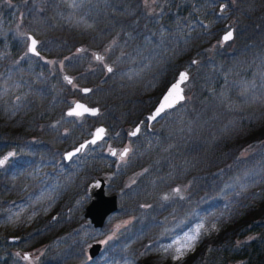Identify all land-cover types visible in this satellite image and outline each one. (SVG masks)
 I'll return each instance as SVG.
<instances>
[{
	"label": "trees",
	"instance_id": "1",
	"mask_svg": "<svg viewBox=\"0 0 264 264\" xmlns=\"http://www.w3.org/2000/svg\"><path fill=\"white\" fill-rule=\"evenodd\" d=\"M152 3L0 0V157L12 150L0 165V264H195L210 233L182 258L165 244L211 212L239 225L264 209V0ZM28 32L38 54L27 50ZM180 68L184 99L148 122ZM74 98L98 112L66 113ZM137 121L124 158L103 150ZM96 123L104 138L65 159ZM97 175L117 198L101 225L83 215ZM179 183L183 194L167 193ZM109 215L130 218L108 233ZM10 245L40 250L28 263Z\"/></svg>",
	"mask_w": 264,
	"mask_h": 264
},
{
	"label": "water",
	"instance_id": "2",
	"mask_svg": "<svg viewBox=\"0 0 264 264\" xmlns=\"http://www.w3.org/2000/svg\"><path fill=\"white\" fill-rule=\"evenodd\" d=\"M229 32H231L233 35L232 26H229L228 28H226L224 31L221 32L220 38L222 41L225 40L224 37ZM32 40H35L37 42V38L31 32H28L27 33L26 47H27V50L29 52H32V51H30ZM37 52H38V50L36 47L35 53H37ZM106 67L110 68V65L107 64ZM182 73L186 74L187 78H188V71L185 68H180L178 70V72L176 73V76L167 84V86L164 88L162 93L159 95L154 106L146 113V117H147L148 122H150L152 120L151 117L156 114L157 110L160 109L162 105H164L166 103H171L175 99V95L172 97L168 96L170 90L173 89L174 85L179 84L180 89H182V92L180 94L183 95V97H185L184 82L187 79L185 81L181 82L180 77H181ZM64 77L66 78V80L68 82H69V80L70 81L72 80V77L69 74H64ZM88 89H89V86H87V85L81 86L82 91H86ZM166 97H168L167 101L165 99ZM178 101H180V100H176V102L173 103L172 106H174ZM77 105H82L83 108H77ZM84 108H87L90 111L86 112V111H84ZM168 108H170V107H165L164 110L168 109ZM92 110H95V113H96L98 111V106L96 104H88L87 102H85L84 100L79 99V98L73 99L71 104L65 108L66 113H72V114H76V113L81 114L84 112L93 114ZM137 128H138V123H136L133 126V128L130 132L131 133L136 132ZM99 129H103L104 131H103V133L98 135ZM104 133H105V126L102 123L95 124L91 130V133L87 137L83 138L82 140L77 142L75 145H73V146H71V147H69L63 151L64 158L68 159L71 155L78 152L77 149L81 150L87 142H92L93 140L96 141V140L100 139L104 135ZM82 145H83V147H81ZM127 147H128L127 145L121 147L118 150V153L119 154L125 153ZM115 151H116L115 146H110L107 149V152L110 154H113V152H115ZM104 184H105L104 176L98 175V176H95L94 178L90 179L86 185V190H87L89 198H88V201L86 202V204L84 205L83 215L88 217L89 220L94 225H101L103 223L105 217L107 216V214L109 212H111L112 210H114L117 206L116 194L114 192H112V193L106 192L105 188H104ZM53 217H54V214H53ZM8 238L10 240H17L19 238V236L18 235H9ZM101 244H102L101 240H93L90 243H88L87 247H86L88 254L90 256L95 255L99 251ZM23 253H24V255H27L29 253V251H24ZM140 264H156V263L150 259H144L140 262Z\"/></svg>",
	"mask_w": 264,
	"mask_h": 264
},
{
	"label": "flooded vegetation",
	"instance_id": "3",
	"mask_svg": "<svg viewBox=\"0 0 264 264\" xmlns=\"http://www.w3.org/2000/svg\"><path fill=\"white\" fill-rule=\"evenodd\" d=\"M98 58L102 59L103 55H99ZM137 122L139 123L137 128L139 131L141 122ZM136 123L125 126V139L120 144H115L117 149L127 145L128 147L125 151L126 155L131 147L129 136H134L130 131ZM138 131L136 130V134ZM107 143L110 142L108 139H105L103 142V150L104 146L112 145L111 143ZM9 154H12V150L6 151L5 154L0 157V160L8 157ZM126 155H124L123 158ZM110 156L119 159L121 158V154H119L118 152H115V155L111 154ZM215 216L218 217L217 215ZM220 217H222V219L211 224L209 230H201V233L198 232L200 234L198 235L195 244L189 247L184 253L179 256L182 258L189 250H192L197 244L200 243V239L204 234L210 233L212 237L209 243L210 246H207V250L203 252L204 255L201 257L202 261H198L195 264H208L204 263V260L206 258H209L211 264H219L217 262H212L214 260H222V263L220 264H264V209L261 210L260 213L257 214L254 218H250V220L239 225L233 223L232 219L234 217L231 215L219 216V218ZM195 224L196 223H194L193 225ZM185 229H183L182 231H184ZM222 229H224V238H220L218 235V232ZM13 250L15 253L21 254L23 256L22 250L19 247H13ZM29 255L30 254H28L27 257ZM35 256L36 254H34L32 259Z\"/></svg>",
	"mask_w": 264,
	"mask_h": 264
},
{
	"label": "rangeland",
	"instance_id": "4",
	"mask_svg": "<svg viewBox=\"0 0 264 264\" xmlns=\"http://www.w3.org/2000/svg\"><path fill=\"white\" fill-rule=\"evenodd\" d=\"M147 1H148V3H150V7H152V5H153L152 1L153 0H147ZM107 144H110V143H107ZM107 146L108 145L104 146V149H106ZM184 188H185V184H181V183L175 184L172 187H170V189L167 191V193H169V194H183L184 193ZM211 213L208 214L207 216L203 217L202 219L197 220L198 223H196L195 225H193L194 224L193 223L192 225L187 227L181 233H178L175 236H173L165 244L166 247L169 249V252L172 255H175V256L181 255L189 247H191V246H193L195 244L198 235L201 233V230H209L211 224L215 223V221H219V220L222 219V217L219 218V216H224L220 212L219 213H213V214H211ZM215 215H217L218 217H216ZM108 217H110V219L108 220V227H109V232L108 233L113 232L116 227H118L122 223L126 222L130 218V216L114 218V217H111L110 215ZM5 222H6V224H4V227H8V229L11 230V227L14 224V220L9 218V217H7L5 219ZM197 230H199V231H197ZM198 232H200V233H198ZM10 233L14 234L15 232L14 233L13 232H9V234ZM193 236L196 237V239L194 241L190 240V238L193 237ZM96 239L103 241L104 237H98ZM93 240H95V239H93ZM90 241H88L87 243H89ZM13 247L16 248V246L10 245V249L14 252ZM178 249L180 251H178ZM38 250H40V247H38L35 250L32 249L30 251L31 254L27 258H25L26 262L31 263L32 262V257L34 256V254H36L38 252Z\"/></svg>",
	"mask_w": 264,
	"mask_h": 264
},
{
	"label": "snow or ice",
	"instance_id": "5",
	"mask_svg": "<svg viewBox=\"0 0 264 264\" xmlns=\"http://www.w3.org/2000/svg\"><path fill=\"white\" fill-rule=\"evenodd\" d=\"M231 38H232V33H231V32H229V33L224 37L225 40H228V39H231ZM36 43H37V42H36L35 40H32V44H31L30 51H32L33 53L36 52ZM37 54H38V53H37ZM108 71L111 72L112 69L109 68ZM186 79H187V75L184 74V73H182V74H181V77H180L181 82L185 81ZM69 83H71L70 80H69ZM181 92H182V89H180L179 84L174 85V86H173V89L170 90L168 96H169V97H172V96L175 95V99H174L171 103H166V104L162 105L161 108L157 110L156 114H155L154 116L151 117V119H155L156 116H158V115L160 114V112L164 110L165 107H171L172 104L176 102V100H183L184 97H183V95L180 94ZM165 99H166V101H167V100H168V97H166ZM77 108H83V106H82V105H77ZM84 111L87 112V111H90V110L87 109V108H84ZM92 111H93V114H95V110H92ZM76 114L79 115L80 113H76ZM103 131H104L103 129H99V130H98V135L101 134V133H103ZM137 131H138V129H137ZM135 134H136V132H133V133H132V135H135ZM95 142H96L95 140L92 141V143H95ZM81 147H83V145H82ZM77 151H80V149H77ZM9 155H11V154H9ZM70 155H71V154H70ZM113 155H115V152H113ZM124 155H126V152H125V153H121V158H123ZM7 159H8V157H5L4 159L0 160V165H3V164L6 162ZM177 191H178V190H177ZM201 227H202V226H201ZM197 231H199V230H197ZM195 239H196L195 236H193V237L190 238V240H192V241H194ZM178 251H180V250L178 249Z\"/></svg>",
	"mask_w": 264,
	"mask_h": 264
}]
</instances>
